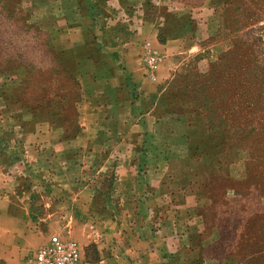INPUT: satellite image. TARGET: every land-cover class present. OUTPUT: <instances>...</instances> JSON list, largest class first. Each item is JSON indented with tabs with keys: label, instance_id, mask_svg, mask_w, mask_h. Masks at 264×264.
Returning a JSON list of instances; mask_svg holds the SVG:
<instances>
[{
	"label": "crops",
	"instance_id": "obj_1",
	"mask_svg": "<svg viewBox=\"0 0 264 264\" xmlns=\"http://www.w3.org/2000/svg\"><path fill=\"white\" fill-rule=\"evenodd\" d=\"M80 1L77 21L62 13L52 40L56 52L69 54L79 88L74 132L64 133L68 118L54 103L13 106L11 86L0 82V257L6 247L24 246L30 232L23 217H32L33 199L18 191L55 186L59 177L70 188L79 172L82 207L111 217L116 232L123 233L127 222L123 235L133 231L144 243L119 251V260L128 261V254L136 264H236L231 256L207 253L199 217L212 202L211 182L241 178L246 157L242 151L232 155V141L209 131L202 108L190 98L179 101V87L164 85L170 70L157 69L154 80L146 74L142 58L150 42L128 37L129 0H104L102 7L98 0ZM110 9L115 18L96 17ZM111 158L108 213L98 209L101 198L90 190L99 188ZM22 176L29 177L26 186Z\"/></svg>",
	"mask_w": 264,
	"mask_h": 264
},
{
	"label": "rangeland",
	"instance_id": "obj_2",
	"mask_svg": "<svg viewBox=\"0 0 264 264\" xmlns=\"http://www.w3.org/2000/svg\"><path fill=\"white\" fill-rule=\"evenodd\" d=\"M79 3L0 0V82L15 88L10 104L42 108L54 103L68 118L63 125L67 135L75 130L79 88L69 54L56 52L52 40L62 28V13L77 21ZM103 3L98 0L97 5ZM126 5L133 24L128 37L149 41L146 52L157 55L158 69L171 71L164 85L173 91L179 87L182 102L190 90L195 104L207 110L213 130L234 144L231 154L242 151L247 159L241 178L211 182L212 202L199 217L205 223L200 236L205 250L216 257L231 256L236 264H264V0H129ZM105 16L115 18V12L96 14ZM113 161L107 162L105 177H99V188L90 190L101 198L98 209L108 213L113 209ZM78 173L71 176L75 184L70 188L59 177L55 186L18 191L33 199L32 217H23L30 232L24 246L4 248L0 264H17L53 233L75 239L84 248V264H136L128 254V261L119 260L118 252L137 243L144 247L142 239L138 242L133 231L123 235L127 222L123 233L116 232L111 217H95L93 208L82 207ZM28 178L22 176L24 186Z\"/></svg>",
	"mask_w": 264,
	"mask_h": 264
},
{
	"label": "built area",
	"instance_id": "obj_3",
	"mask_svg": "<svg viewBox=\"0 0 264 264\" xmlns=\"http://www.w3.org/2000/svg\"><path fill=\"white\" fill-rule=\"evenodd\" d=\"M146 74L154 80L159 67L155 53L148 52L143 57ZM84 248L73 238L53 233L41 244L22 254L17 264H84Z\"/></svg>",
	"mask_w": 264,
	"mask_h": 264
},
{
	"label": "trees",
	"instance_id": "obj_4",
	"mask_svg": "<svg viewBox=\"0 0 264 264\" xmlns=\"http://www.w3.org/2000/svg\"><path fill=\"white\" fill-rule=\"evenodd\" d=\"M64 52H61V55L63 54ZM65 54V53H64ZM58 58V57H57ZM70 63H71V61H70ZM11 88H12V90H13V92H14V95L16 96V93H15V88H14V86H11ZM21 88L22 89H24V88H26V86L23 84L22 86H21ZM190 91V90H189ZM189 91L187 92V97L188 98H190L191 100H192V97H190L189 96ZM193 91V90H192ZM56 97V96H55ZM61 97V96H60ZM62 99H64V95H62V97H61ZM61 100V99H60ZM193 101V100H192ZM26 103V102H25ZM193 103L195 104V102L193 101ZM23 106V105H22ZM25 106V105H24ZM195 106H198V107H200V108H202V106H199V105H196L195 104ZM28 107H30V106H28ZM203 110H204V112H205V114H206V117H207V124H208V128H209V131H211V132H213V133H216V134H219L218 132H216V131H214L213 130V128L210 126V123H209V120H208V115H207V113H206V109L205 108H202ZM223 135V134H222Z\"/></svg>",
	"mask_w": 264,
	"mask_h": 264
}]
</instances>
